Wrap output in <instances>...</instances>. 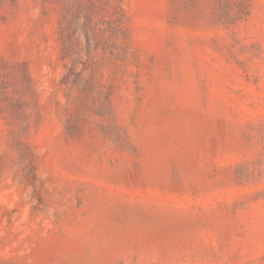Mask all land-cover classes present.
Wrapping results in <instances>:
<instances>
[{
  "label": "rangeland",
  "instance_id": "374dc122",
  "mask_svg": "<svg viewBox=\"0 0 264 264\" xmlns=\"http://www.w3.org/2000/svg\"><path fill=\"white\" fill-rule=\"evenodd\" d=\"M0 264H264V0H0Z\"/></svg>",
  "mask_w": 264,
  "mask_h": 264
}]
</instances>
